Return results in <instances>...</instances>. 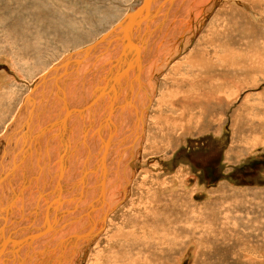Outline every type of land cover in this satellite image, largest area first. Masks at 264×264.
Listing matches in <instances>:
<instances>
[{"label":"rangeland","instance_id":"374dc122","mask_svg":"<svg viewBox=\"0 0 264 264\" xmlns=\"http://www.w3.org/2000/svg\"><path fill=\"white\" fill-rule=\"evenodd\" d=\"M29 1L28 4L27 0H0V160L3 154V148L6 146L3 135L11 130L12 125L14 126L16 123V116L21 115L22 112L26 110V103H24L26 102L25 99L28 97L32 87L37 83L42 74L47 72L53 65L65 59L69 54L74 57L72 53L92 41L95 42L101 35L110 31L119 21L137 8L142 0ZM175 1L176 0H164L166 3L160 6L159 12H164V15L165 13H169L168 10L170 11L172 8L173 12L169 14V16H171L168 21L172 18V20H174V17L176 20L180 17L181 19L179 20H181V22L179 23L178 20H174L175 23L171 22L170 30L168 31L166 28L168 32L162 34L161 37L158 33H163L165 26L163 29L161 28L162 31H160V27L156 26V21L160 23L159 20L161 18L159 20L155 19L152 21L155 25H153L154 23L151 25L152 22H150L151 27H157V30L152 27V36L147 35V38L142 37L145 38L144 44L141 43V39L139 38L140 48L142 45L145 47L141 49V51L144 52H140V48H138V57L140 58L143 54L144 56L148 54V59H146V61L143 60L144 62H142L141 67L144 72L146 71L147 73V70L149 72L143 74L144 78L141 77L142 79L137 75L139 79L137 82L148 79L150 82L152 81L153 87L151 88L147 84H142L141 88H138L137 91L140 95L142 93L144 94L143 87H145V85L149 86L147 88L150 89V95H148L147 100H142L140 106L134 107L139 109L140 112L147 108L143 116L144 134H142L140 138L142 139L140 145L137 146L136 143H133L130 149H122L121 157L114 161L113 166L109 159V161L104 162L103 166L110 165L106 168V175L109 180L115 177L116 172H119V175H122L124 178L126 177L124 174H127L128 178H131V182L129 180L127 187L122 185L124 195H121L120 199L117 201L119 207L108 217L110 220L107 221V223L109 222L107 229H111L108 234L104 233L101 238H99L98 241H101L99 248L104 246L102 241L104 240L103 236L105 234L109 236L110 233L112 235V233L115 234L125 229L130 232L134 230L136 233L135 235H140L136 238H130L129 240L134 241L143 237L141 241L147 244L151 242V244L155 245L153 247L155 248L154 250H156V236L152 237L148 232L154 230L156 233V227L158 225V223H156V215L158 212L156 207H158V203H154L156 205L155 207L154 204H147L149 205L147 209L140 207L132 210L129 207V205L131 206V200L141 199L142 196L145 198L143 199L144 202L147 203L151 201L152 198L147 196L153 191V193L158 195L161 194L160 197L162 196L161 208L168 207L170 228L173 229V233L171 231L170 235L177 234L182 226L185 227L192 222L195 223L196 220L191 218L195 211L199 212V214L204 213L205 219L200 223H202L205 231L202 232V234L207 236L202 238L201 236L191 237L190 235L181 234L179 239L176 240L173 235L174 238L171 239L169 243L176 247L175 252H171V254H169V252H164L153 255L156 256V264H168V262L169 264H200L203 259L205 260V264H264V233L262 234V231H264V118H262L264 117V115H262L264 114V68H262L263 71L259 73L258 82L252 84L254 86L245 83L243 84L245 86L241 85L238 89L234 88V93L231 94L232 96L230 99H227V101L230 100L228 104L212 105L211 108L208 106L205 110V115L202 111L193 109L191 111L193 113V125L190 124L184 127L182 132L175 133L176 136L173 138L170 145L162 143L164 146L161 144L159 149L156 147V151L149 154L145 152V142L147 136H149L148 126L152 123L154 119L153 116L156 115L157 98L163 89L164 77L166 73L169 72L170 66L184 61L186 56H190L195 52L199 46L198 43L201 42L209 26L220 21V19L218 22L216 20L220 18V12H222L224 8H237L248 15L241 14L242 17H246L249 21H253V24H256L257 19H260V17L256 18V16H258V13L255 12L256 10H246L241 5L233 4V0H188L189 2L187 1L186 6L182 4L186 0H180L177 2V7H173ZM257 1L261 6L260 0ZM41 3H44L42 4L44 6H40ZM240 3L242 4L243 2ZM22 5L27 9L32 6L30 9L31 11L29 10V12L27 11L25 13ZM44 7L45 12H42L41 10ZM184 8L186 10L184 14L187 15H183ZM174 9H177V11ZM154 10H152V12ZM207 10L208 12L206 13ZM249 11L256 14L254 18L251 17L252 14H248ZM159 12L158 14H160ZM84 18H86V20ZM187 20L190 21V24L192 23L190 31V27H186L188 25L186 23H189ZM71 25H74V27H71ZM175 25L177 28H175ZM143 26L140 28V32L141 35H146L143 33L144 31L142 32ZM75 27L77 28L72 30ZM147 28H149V26ZM256 28L264 29V20L260 25L257 24ZM172 29L173 31H171ZM154 30H156V32L159 31L157 37ZM137 33L138 31L134 32V36ZM170 33L172 35H170ZM158 37L159 39L161 37L160 42L162 46L159 42V46L156 45V47H154L156 41H159ZM148 44H150V46ZM113 49L117 50L115 51L116 53L119 51L120 53L122 52L119 43L115 44ZM148 49L151 50V52H149ZM248 49L253 50L254 46L253 48L248 47ZM259 50H262V48ZM115 52H110L108 58H112L116 54ZM249 52L252 60L256 58L254 52ZM252 60H250L251 65H258L256 63L257 60L255 61L256 64L254 60L253 62ZM103 61L104 60L98 62L100 63L97 66V69L100 71L97 72L99 73H104L105 71L104 66L101 68L102 65L106 64ZM140 63V60L138 63L134 62L133 66L136 67L134 69L139 68ZM149 66L152 67L150 68ZM77 69L78 68H75L74 71L70 69V72L72 71L71 73L69 72L71 76H73V73L75 74V72H78ZM134 69L132 68V73L135 74L136 71H134ZM143 70H141V72H143ZM82 72H85V70L82 69L80 73ZM69 73L64 77L69 76ZM99 73L94 80H97V77L100 76ZM252 74L254 75V71ZM128 78L130 80L131 76ZM53 79L54 78H51L50 80ZM76 84H78V82ZM125 84L127 83L125 82ZM125 84H123V86H125ZM65 85H68V83ZM129 88L131 90V86ZM40 89L41 87L39 90ZM124 89L126 92L122 93L121 96L130 92V90H126V87H124ZM7 92L8 95L6 94ZM235 92L237 93L236 95ZM81 94L82 92L80 90L77 94L78 97L74 95L79 99V96L81 98ZM251 95L254 96L252 97ZM245 97H247L249 100L247 102L253 107L252 114L258 116L253 123L255 124L254 126H241L235 119L237 117L239 120L241 116L251 108L249 105L246 110H243L244 112L240 110L241 105L246 101ZM119 98L120 97H117V99ZM147 101L149 105L146 104ZM37 105L40 106L39 103H37ZM121 106H123V103H120L119 108ZM123 107L125 108V106ZM20 108L24 110L22 109L21 111ZM122 109L123 108H120L119 111ZM48 112L51 114L52 111L48 109ZM43 116L44 115L41 117ZM44 118H48V116ZM250 128H252V133L246 138V134L250 132ZM130 144L131 142L128 143V145ZM132 150L134 156L131 155V157L129 156L126 159L127 151L130 153ZM130 158H134V160L132 159V162L130 161L129 163L130 165L134 164L132 171L131 167H129V171H125L124 169L121 171V167L125 163L124 159L128 161ZM259 160L261 162H259ZM97 164L98 168L101 169L102 163L100 160ZM249 171L253 172L254 175H252V173H247ZM245 173L247 174L242 176ZM234 174L237 176L240 175L241 178H236ZM142 178L147 180V188L139 192L137 189L141 187L139 183L142 181ZM177 200H181L182 203L180 201L177 203ZM183 208L190 209L192 215L186 217L189 211L177 213V211ZM126 209H131V211H127ZM89 214L90 213H88V215ZM133 216H136V218ZM79 217V219L75 220V224H80L82 219L88 220V217H84L83 212ZM206 220L208 222H206ZM82 222L84 223H82V225L88 227V222ZM69 223L70 221L66 223V226ZM105 228L106 225H104L103 231ZM55 231L56 229H54V232ZM105 232H107L106 229ZM17 234L18 231L13 228L7 232L5 238L15 239V237L17 238ZM43 237L44 238H38V241L36 240L37 238L35 239L36 241H33L32 248L30 247L31 250L29 249L31 252L28 251L24 258L26 263L28 262V264H30V259H40V254H49L57 247L58 240L56 238L46 239V235ZM42 239H45L46 243L43 244L42 241L44 240ZM203 239H206L207 242L200 243ZM34 242H38L37 244L41 245L38 246H43V249H40L41 251L35 249L34 251ZM51 244L55 246L53 247ZM65 244L66 243H63L62 245V243H59L60 246L62 245L61 247ZM48 245H51L53 250L50 248L51 246L49 247ZM83 245L84 243L80 244L81 247H84ZM198 245L203 247L201 251L204 252L198 251ZM66 246L69 248L67 244L64 246V249H61L64 254L61 255L60 258L64 256V261H61L60 264H68L67 257H71L68 253H65V250L68 249ZM92 248L94 250L91 256H93L95 250L99 249L98 247L97 249L95 245H93ZM10 249V251H12L15 247L10 246ZM84 250H81V253L79 252L80 258H82L79 264L89 263L85 262L86 259L85 261L83 259L86 255H89L91 248L89 251L83 253ZM9 254H11V252ZM5 255L6 252L4 255L2 254L0 260H2ZM9 257L10 255H6L4 264H20L23 255L20 254L17 256L16 253V256L7 261ZM56 257L53 256L52 260H50L48 256L49 264H53L52 262Z\"/></svg>","mask_w":264,"mask_h":264},{"label":"bare ground","instance_id":"6f19581e","mask_svg":"<svg viewBox=\"0 0 264 264\" xmlns=\"http://www.w3.org/2000/svg\"><path fill=\"white\" fill-rule=\"evenodd\" d=\"M178 1H180V0L175 1V5L173 7H177ZM187 1L188 0H186L182 4L184 6H186ZM29 2L30 1L27 0L28 4H29ZM142 2H143V0L140 2V4L137 6V8L140 5H142ZM240 2H243V3L241 4ZM260 2H261L262 7L260 6V3L257 0H233V4L235 3V5L236 4L241 5L246 10H249V9L251 11L256 10L255 12L258 13V16H256V18L260 17V19H257L256 24H253V21H249L248 18L242 17L241 14L243 12L238 10L237 8L236 9L228 8V7L226 9L224 8L222 10V12H220V14L222 16L220 15V18H218L216 20L218 22L220 19V21L218 23L213 22L214 24H211L212 26H209L208 31L203 35L201 42L198 43L199 46L197 47L195 52L190 56H186L184 58V61H181L179 63H176L175 65L170 66V68L168 70L169 72H167L166 76L164 77L163 89L161 90L159 97L157 98L156 115L153 116L154 119H153L152 123L149 124V126H148L149 136H147L146 142H145L146 154H149V153L156 151V147H157V149H159L160 145L162 143H167V145H170L173 138H175V136H176L175 133H179L180 131L182 132L184 127L192 124V122H193L192 121V114L193 113L191 111L193 109H195V110L198 109V110L202 111V113L205 115V110L208 106H210V108H211L212 105L216 106L218 104L219 105L224 104V103L228 104L230 102V100L227 101V99H230V97L232 96L231 94L234 93V91H233L234 88L238 89L241 85H243L245 83L247 85H252V84H256L258 82L259 73H261L263 71L262 68H264L263 67V64H264L263 63L264 62V39H263L264 38V29L263 28H260V29L256 28L257 24L260 25L261 22L264 20V0H260ZM159 3H161V4H159ZM164 3H166V2H164V0H154L152 5H151L150 11L156 9V12L157 11L159 12L160 6H162ZM42 4H44V3H41L40 6ZM194 4H195V1H194ZM30 5H32V4H30ZM42 6H44V5H42ZM22 7H23V5H22ZM31 7L32 6L28 7V9L26 7L25 8L23 7L24 12L25 13L27 11L29 12ZM137 8H135L133 10V12ZM162 10H163V8H162ZM162 10H160V11H162ZM174 10L177 11V9H174ZM41 11L45 12V7ZM185 11L186 10L184 8L183 15H187V14H184ZM168 12L169 13H165L164 15H163L164 12L163 13L159 12L160 14H158V16H159L158 20L160 18L161 19L159 20L160 23H158V21H156L157 22L156 26L160 27V29L161 28L163 29V27L165 26L164 27L165 29H163L164 30L163 33L162 32L158 33L159 31L156 32L157 27H153L154 29H156V30H154V32H156V37H157V33L159 36L161 35V37H162V34L167 33L170 30V27H171L170 23L171 22L175 23L174 22V20H176L175 17H174V20H172L173 19L172 18L170 21H168L170 19V16H171V15L169 16V14H171V12H173V9L171 8V10L170 11L168 10ZM207 12H208V10L206 11V13ZM161 13L163 16L161 15ZM243 14L246 15L245 13H243ZM248 14H252L251 17H253V18L256 15L250 11L248 12ZM41 15H42V13H41ZM246 16H248V15H246ZM54 19H56V18H54ZM84 19L86 20V18H84ZM179 19H181V18L178 17V19H177L178 22L180 23L181 20H179ZM153 20H155V19H153ZM187 21H189V20H187ZM118 23L113 28H115L118 25ZM153 23L154 22H152L151 25ZM184 23H186V22H184ZM186 24H188L186 26L187 28L190 27L189 28V31H190L191 27H192V23L190 24V21H189V23L187 22ZM143 25H142L143 26L142 32L145 29H148V30H146V33H144V32L143 33L146 35H151L152 27L150 26L149 28H147L146 27L147 22H144ZM153 25H155V23ZM71 27H74V25H71ZM76 28L77 27L73 28L72 30H74ZM166 28L168 29V31ZM175 28H177L176 25H175ZM162 29L160 31H162ZM171 31H173V29ZM63 32H65V31H63ZM118 33L119 32H116L115 33L116 36H113V37L118 36L119 38L114 39L111 43L108 44L109 48H112V52L117 51V50H115L116 48L113 49V47H111L113 45L115 46V44H118V43L120 44L123 42L122 44H124V46L121 48L124 49V47H125V43L122 39H120V36L118 35ZM170 35H172V34L170 33ZM161 37H160V39L158 37L159 41H156L154 47H156V45H158V43L161 41ZM53 38H54V36H53ZM133 38L136 39V40H134V43L136 41L137 47L133 48L130 53H128L129 50L127 51V57H126L127 60H129V59L131 60L132 56L134 54L138 55L139 50L137 48H140V39H141L142 44L145 43L144 42L145 39H143L142 37H139L140 39L139 38L137 39L133 35ZM148 40H149V37H148ZM148 45L150 46V44H148ZM160 45H161V42H160ZM101 46H102V44L99 45L96 50H99L100 49L99 47H101ZM253 46H254L253 50L248 49V47L253 48ZM144 47L145 46L142 45V47L140 48V52H144V51H141V49H144ZM261 48H262V50H259ZM136 49H137V51H136ZM105 51H107V50H105ZM135 51H136V53H135ZM249 51L255 53L256 58H253V60H254V63L256 60L258 62H260V63H258L256 61V63L258 65H251L250 64L251 63L250 60H252V58L250 56ZM149 52H151V50H149ZM111 54H113V53H111ZM79 56L80 55H78L77 58H79ZM147 56H148V54L146 56H144V54H143L142 59H139L141 62L139 65V68L134 69L136 67L133 66L134 65L133 59L131 61L132 63L125 64V68H123V69L127 68V70H129V75L126 74L125 79L123 81L126 83L127 82L130 83L129 84V86H131L130 92L128 94L126 93V95H124V96H121L123 93L121 89H124V87H126L127 84H125V86H123V81L120 80V82H118L116 95L114 97H112V95L109 92H107L104 95V97L101 99V100H103L104 98H106L108 96V99H104V101H103L105 103V105H107V107L104 108L105 107L104 105L101 106L100 109H99V107H97L96 111L101 113V119H100L99 115H96V119L97 120L100 119V121H98L99 125L97 123L98 126L96 125V129H93V131L91 132L92 136H94L96 134V132L101 136L105 135L106 133L109 135L111 134L112 137L114 138L115 142H113L110 139L111 135L109 137V140H111L112 143L108 142L107 141L108 139H106V138H105L106 140L103 138L102 142L101 141L99 142L100 139L96 141V139H98V136H97V138H94L96 143H97L96 147H95V151L99 147L100 148L98 149V152L96 154V164L94 163L95 164L94 169H91V170H89L90 168H88L89 167L88 162H89V160L90 161L94 160L93 159L94 149L91 148L93 146V145L91 146V144H94V142H92L90 140V138L92 137L90 133L85 132L83 134L81 131L80 134L77 136L78 129L77 130L75 129L72 131L71 137L67 136L68 138L70 137V139H68V141H67V138H66V142L64 141L65 136H64V140H63L62 136H60V135H57L54 137L51 136L52 139L49 141L50 136L48 137L47 134L45 133V131H42L41 129H39L40 132L38 134H36V133H34V128H33V126L36 127L35 129H37L39 126H42L41 125V121H43L42 119L45 116H48V118L52 116V114H49L48 109L51 110L52 112H54L55 110H53V109H54V107L56 108V106H58L59 109L62 108V109L67 110L69 113L71 112V114H67L65 119L59 120V124H61L63 127L65 126V130L68 129L67 127L70 124L69 119L71 118V115L73 113H78L79 115H81V118H79V119L77 118L73 122L74 126L80 122L83 123L82 115L85 113V111L88 108L82 112H79L78 109L76 111H73L70 108V104L76 105L79 102L75 95H77L80 90L83 94L88 93V91H86L85 87H84V84L86 81L84 80L85 82L82 85L78 81L79 79L77 80L74 77V74H73V76H71V74H70L72 72L71 71L69 73L70 75L68 77H62L59 81H53L51 84H47L45 86L41 85L37 82L39 85L36 87L34 85L32 87L28 97H26V99H25L26 102H24V103H26V108H30L29 110H33L32 112L35 113V111H36V113H37L39 111L40 116L38 117V115H32L30 112L26 111L28 114L30 113L32 115V117H38L36 119V120H38V122L37 121L33 122L30 120V122L28 121L27 123H25V122L21 123V128H22V130L25 131V132L23 131L24 133H26L27 131L29 133L33 132L31 135L33 137L34 142H36L37 139H39L41 142L43 140H45L48 142V149H53V150H50V152H49V155H48L49 161H47V159H45L46 161L43 160V162L40 165H34V166L31 165L32 167H34V169L32 170V173H31L34 176L29 177L31 180V184H32L31 186L32 187L40 186L41 177H39V175L44 172V164L47 165L46 163L50 162L51 158H55V154H58V152L56 153L57 148H58L59 153L61 150H64V151H62V152H64V155L61 154L62 152L59 154V163H60L59 170L61 169V162H62L64 165L63 168L65 170V175L62 177V179H63V181L65 180V182H66V183L64 182L65 185L63 184L59 189L62 190L63 192H67V194H69V192L73 193L74 190H79V192L81 190V193L76 192L75 196H77V197H75L74 202L73 201L68 202L67 200H64L62 202L61 199H57V201H54L53 203L52 202H46V205H44V207H42L41 203L44 202L42 199H45V201H46V196L41 194L36 199H34L33 196H31V195L33 193L35 194L36 190L31 191L30 194H28V195L26 192V191H28V188H26V191H25V189H23V190L19 189L18 192L15 191V187H16L15 185L17 183H19L20 177L26 176L25 174L20 175L18 177L14 175L15 177L13 179H9L7 176H5V178L0 177V244L2 243V241L7 239L5 237H6L7 232H9L10 229L14 228L15 230L18 231L17 238L15 237V239H17V240L11 239V238L7 239L10 241V243L4 247V254L6 252V255H11L9 253L10 252L12 253L15 251L14 256H16V253H17V256H19V251L22 248V246H26L25 248H28V249H30V247L32 248L33 242L30 239V237L37 233V232L35 233V230L37 229L35 227H38L39 225H41L39 223V218H41V217H39V215H42V214H44L46 216V221L47 222L49 221V224H50V222L52 224L54 223L53 227H55L54 229H56V231L54 232V230H53V232L48 233L45 237L46 239H48V238H54L55 239L56 238L58 240L57 247L54 250H56L58 253V251H61L62 248L64 249L65 248L64 246L68 244L69 248L66 246L68 249L65 250L66 251L65 253H68L69 255L72 253L71 257L70 256L67 257V263L68 264H79L80 259H82V258H80L79 252L81 253V250H84L88 246L89 247L86 248L83 253L89 251L90 248H91V251H89V255L88 256L86 255L87 257L85 256L83 260L85 261V259H86L85 262H89L91 264H156V262H157L156 256H153V255H158L159 253H164V252L165 253L169 252V254H171V252H175L176 247H174V245H171L169 243V241L174 238L173 235L175 236L176 240L179 239L181 234L190 235L191 237H199V236H201L202 238L207 237L204 234H202V232H205V231H204V228L202 226V223H200L201 221H203V219H205L204 213L199 214V212H195V211L193 213V216H191L192 219L196 220L195 223L192 222L190 225H186L185 227L182 226V228L180 229V231L177 234L170 235L171 231L173 233V229L170 228V216H169L168 207L161 208V206H162L161 205L162 204L161 203L162 196L160 197L161 194L158 195L156 193H153V191H151L149 193V195L147 196L149 198H152V200L150 199L151 201L146 203L143 201V199H145L144 196H142L141 199L138 197L140 200L139 199L138 200H131L130 201L131 206L129 205V207L132 210H135L136 208H140V207H142L143 209H145V208L147 209V207L149 206L147 204L158 203V207H156V209L158 210L157 215H156V221H157L156 223H158V225L156 227V233L154 230H151L148 232V234H150L152 237L156 236V250H154L155 248L153 247L155 245L151 244V242H150V244H147V243L141 241V239L143 237L139 238L138 240H134V241L129 240L130 238H136L140 235H135L136 233L134 230L130 232V231H126L125 229H122V230L116 232L115 234L112 233V235L110 233L109 236L108 235L106 236V234H105L103 236L104 240L102 241L104 246L99 248L101 245V241H98L99 238H101V236L104 233L108 234L109 230L111 229V228H109V230L107 229V226L109 224V222L107 223V221L110 220V219H108V217L112 214V212L115 211V209H117V207H119L117 204V201L120 199L121 195H124V192L122 190V185L127 187L128 182L131 179V178L130 179L128 178L127 174H124V176L126 175V177L124 178L122 175L121 176L119 175L120 174L119 172H116L115 177H112L111 180H109L107 178V175L105 176V174L103 172V168L106 169L110 165H108V166H103V165H104L105 161L107 162L110 160L111 165L113 166L114 161H116L118 158L121 157V154H122L121 150L122 149L123 150H126V148L130 149L131 146L133 145V143H136L137 146H139L141 143L142 139H140V138H141L142 134H144L143 133L144 132V128H143L144 118H143V116H144V113L147 110V108H145L144 111L140 112L139 109H136L134 107H136L138 105L140 106L142 100H147L148 95H150V92H149L150 89H148L147 87H149V86L151 88L153 87L152 81L150 82V80H148V79L137 82V80H139L138 79L139 76L141 78L142 77L141 75L147 74L149 72L148 70H147V73H146V71L144 72L143 68L141 67L143 60L146 61V59H148ZM106 57H107V55H106ZM118 57H119V55H118ZM79 59H81V58H79ZM253 60H252V62H253ZM82 61H83V59L81 60V63H82ZM87 63H89V62H87ZM82 64H84V63H82ZM89 65H90V63H89ZM95 65H96V63H95ZM116 65H117V63H116ZM71 66H72V64L69 63L68 69L72 70L73 66H72V68H71ZM105 66H106V64H105ZM129 66H130V68H129ZM259 66H261V67H259ZM82 67L84 68V66H82ZM91 68H92V66H91ZM91 68H90V70H91ZM132 68L134 69V71H136L135 74L132 73ZM140 68H141V70H143L144 73L141 72ZM116 69H118V67L112 68L111 75H112V73H113V75L111 77V81L108 80V82L111 84H112V82H114L116 80L115 75L119 72V70L116 71ZM84 70H85V72L88 71L89 67L86 66ZM114 71L117 73L114 74L115 73ZM253 71H254V75L252 74ZM99 72H97L96 74H94V71H92V73L91 72H89V73L92 74V76L96 78V75ZM77 73L78 72H76V74ZM44 74L45 73H43L42 76ZM99 74H100V76H98L97 79L104 75V74L102 75V73H99ZM132 75L135 77L132 80L134 83H136V85H134V83H132V81L129 82V80H128V77L132 76ZM137 75H138V77H137ZM92 76L90 75V77H92ZM106 76H105V78H106ZM46 78H48V76ZM77 82H78V84H76ZM47 83H48V81H47ZM64 83L65 84L68 83V85H65ZM103 83H104V81H103ZM142 84H147L149 86L145 85V87H143L144 91L141 89L145 95L143 93H142L143 95L142 94L138 95L137 90H138V88H141ZM96 85L98 86V84H96ZM100 85H102V83ZM243 86H245V85H243ZM252 86H254V85H252ZM40 87H41V89L39 90ZM86 87H88V86H86ZM95 88L97 89V87H95ZM98 89L100 91V89H102V88L98 87ZM92 90H93V88H92ZM239 90H241V89H239ZM6 94L8 95V92ZM95 94H97V93H95ZM236 94L237 93L235 92V95ZM81 96H82V94H81ZM85 96L86 95H83V97L81 99L83 101H80L78 103L80 108H82V107L85 108L86 105H88L87 103L82 104V102H85V100H86ZM37 97H39V98H37ZM77 97H78V95H77ZM117 97H120L119 98L120 101L122 100L123 106H125V108L123 106L120 107V108H123L121 111H119L120 101H119V99L118 100L116 99ZM245 98H246V101L243 102L244 104L241 105V107H240V110H242V111L244 109L246 110L247 106L250 105V103L247 102V101H249L247 99V97H245ZM79 99H80V96H79ZM110 99H111V101L109 102ZM4 100H6V99H4ZM128 100H129V104H128ZM224 101H226V102H224ZM49 102H50V104H49ZM98 102H96L97 105H98ZM37 103H39L40 106L37 105ZM95 104H92L91 107L94 106ZM111 104L113 105V109L115 108L114 111L116 113L114 114V119L112 120L113 128L110 132H107V128L104 130V129H102L101 126L104 123V121L107 119L106 117H108V115H109V111H110L109 109H112ZM143 104H144V102H143ZM146 104L149 105L148 101L146 102ZM23 105H25V104H23ZM251 106L252 105H250V107ZM20 109L22 111L23 108H20ZM93 110H94V108H93ZM195 110H194V112H195ZM252 110H253V107L249 108L248 111L245 112V114L242 115L239 120L237 119V117L235 118L241 126L242 125H246V126H249V125L254 126L255 125L253 123H254L256 117H258V116L253 115ZM200 111H199V113H200ZM24 115H25L24 111L22 112L21 115H17L16 116L17 117L16 123L14 124V126L12 125L11 130L6 132L5 135H3L4 139H5L4 142H5L6 146H4L3 151H2L3 154H2V157L0 160L1 162L4 161L5 157L7 156V153L10 152V149L12 148V147H10L11 143L15 142L13 139H16L15 134L20 133V137L17 140L18 141L22 140L21 136L23 134H22L21 128H20V121L27 119V116H24ZM42 115H44V116L41 117ZM194 115H195V113H194ZM262 115H264V114H262ZM68 116H70V117H68ZM72 118H73V116H72ZM262 118H264V117H262ZM141 119H143V120H141ZM66 120H68V121L66 122ZM73 120H74V118H73ZM100 124H101V126H100ZM237 125H238V123H237ZM44 126H45V124H44ZM49 126H51V125H49ZM99 127H101V128H99ZM46 128H47V126H46ZM85 128H87V127L85 126ZM251 131H252V128H250V132H247L246 138L250 135V133H252ZM81 135H82V137H81ZM243 135H244V133H243ZM105 136H103V137H105ZM254 136H256V135H254ZM94 137H96V136H94ZM106 137H108V136H106ZM252 138H253V136H252ZM24 141L25 140L21 141V142H23V145L26 144ZM89 141H91V142L89 143ZM56 142L60 143L59 147H57V148L54 147V146H57L56 144H54ZM106 142L108 143L107 145H106ZM129 142H131L130 145H128ZM29 144H30V142H29ZM109 144H110V146H109ZM18 145L20 146L21 144H17V146ZM100 145H102V146H100ZM162 145L164 146V144H162ZM69 147L72 149H70ZM105 148H108V150H109L107 153L106 159L103 157V153H104ZM11 152H10V154H11ZM43 152H45V151H43ZM87 152H88V157H85L87 155ZM12 153H14V151ZM131 155L134 156L133 150L130 153H129V151H127L126 159L129 156L131 157ZM75 157L78 158V160L76 159L77 161L74 160ZM84 158H85V161H84ZM132 159L134 160V158H130L128 161H126L124 159L125 163L121 167V171H122V169H124L125 171L126 170L129 171V167H131V171H132V167H134V164H132V165L129 164ZM99 160L102 163L101 169L98 168V164H97ZM56 162H57V160H54L53 163L51 162V164H48L47 168L52 170V168L56 165ZM89 163L91 164V162H89ZM92 164H93V161H92ZM5 167L2 166V167H0V169L2 168L5 171V169H6ZM90 167H92V166H90ZM80 169L81 170L83 169V170L81 171ZM18 172H20V171H18ZM21 173H22V171H21ZM78 173L81 174V178L79 177L80 183L77 184V182H75V181L71 182L72 180L70 181L69 179H74L75 177H77ZM93 173H95L94 176L90 175ZM106 173H107V171H106ZM122 173H124V172H122ZM12 174H13V172H12ZM89 175H90V177H89ZM86 176L89 177L90 181L88 180V177L86 178ZM67 177H68V179L66 180ZM146 181L147 180L145 178H142V181L139 183V186H141V187L139 189H137L139 192L141 190H144V188H147L146 187L147 186ZM24 182H25V180H24ZM130 182H131V180H130ZM88 183H89V185H88ZM103 186H104V189H103ZM28 187H30V185ZM32 187H30V188H32ZM73 194H75V193H73ZM71 197H72V195H71ZM178 201H180L182 203L181 200H177V203H178ZM64 204H65V208L62 209L61 206L63 205V207H64ZM24 205H26L28 210L24 207ZM155 206L156 205L154 204V207ZM13 208L17 211L16 213L18 214V217H15V218H13V216L11 217L12 212H14L13 215L15 214V210ZM131 209H128V210L126 209V210L131 211ZM192 210H194V209H192ZM186 211H189V214L186 215V217H188L189 215H192L191 210L188 208L180 209V211H177V213L178 212L185 213ZM82 212H83L85 218L88 217V220L82 219V221L88 222V227L85 225H82V223H83L82 221H80V224H75V220L80 218L79 215ZM88 213H90V214L88 215ZM136 214H138V213H136ZM133 217L136 218V216H133ZM41 219H43V218H41ZM186 219H188V218H186ZM69 221H70V223L67 224V226H66V223H68ZM206 222H208V221L206 220ZM104 225H106L105 229L107 232H105V229L103 231ZM126 225H128V224H126ZM41 228H42V226H41ZM38 230H37L38 233H40L42 231V230H40V228ZM32 231H34V232H32ZM26 232H27V234L25 235ZM144 232H145V230H144ZM256 233H257V231H256ZM263 233H264V231H262V234ZM9 235H12V234H9ZM41 238H44V237H41ZM36 240L38 241V239H36ZM42 240L45 241V239H42ZM20 241H25L26 243L19 244ZM204 242H207L206 239L205 240L203 239L202 241H200V243H204ZM53 243H54V241H53ZM56 243H57V241H56ZM59 243H62V245H63V243H66V244L63 247H61L62 245L60 246ZM69 243H70V245H69ZM83 243H84L83 246L85 248L80 246V244H83ZM93 245H95L96 248L98 247L99 249L97 248L98 250H95V252L93 253V256H91L92 252L94 250L92 248ZM10 246L15 247V249L10 251L11 250ZM39 246H41V245H39ZM52 246L50 248H52ZM204 246H206V245H204ZM198 247H199L198 248L199 252H204V251H201L203 248L201 245H198ZM25 248H24V250H25ZM33 250L35 251V248ZM52 250H53V248H52ZM22 251H23V249H22ZM51 253H49V254H51ZM63 254H64V252L61 253V255H63ZM6 255L3 257L2 260H0V264H4V259L6 258ZM61 255H57V257L55 256L56 258H54V261L52 263L53 264H60L61 261H64V256H62L60 258ZM143 255H145V256H143ZM25 256H26V254H25ZM25 256L23 255V257L21 259L22 262L20 264H28V262L26 263V260H24ZM1 257H2V255H0V259H1ZM166 257H165V259H166ZM32 263H34V262L32 261ZM50 263H51V261H50ZM48 264H49V260H48ZM168 264H169V262H168ZM200 264H205V260L204 259L201 260Z\"/></svg>","mask_w":264,"mask_h":264},{"label":"crops","instance_id":"0c3cea01","mask_svg":"<svg viewBox=\"0 0 264 264\" xmlns=\"http://www.w3.org/2000/svg\"><path fill=\"white\" fill-rule=\"evenodd\" d=\"M158 14H157V16H156V20L158 19ZM157 23V22H156ZM153 27V26H152ZM144 33H146V29L144 30ZM143 39H145V38H143ZM95 41V40H94ZM93 43V41L91 42V43H88L87 45H85V46H83V47H87V46H89V45H91ZM123 43V42H122ZM122 43H120L121 45H120V50H124L123 48H121V47H123L124 46V44H122ZM107 45H106V43L105 44H102V46L101 47H99L100 49L99 50H94V51H92L91 53H90V55H89V57H82L83 55H80L79 56V58H83V62L82 63H84V64H80L78 67H75V66H73V68H72V66H71V68L74 70L75 68H78L77 70H78V73L76 74V72H75V74H74V77L77 79H79L78 81L83 85L84 84V82H85V84H84V87H85V90L86 91H88V93H86V94H83L82 93V96H81V98L80 99H78V101L80 102V101H83V100H81L82 99V97H83V95H86L85 96V102H82V104L83 103H87L88 105H90L91 103H93V101H94V99L97 97V94H95V93H98L97 91H99V89H98V87L99 88H105L106 87V85H107V83H108V80H109V78H108V75H110V73L112 72V68H117L118 67V64L115 66L114 64H113V62L116 60V58L118 57V55L120 56L121 55V53H120V51L118 52V54L116 53L112 58H108L109 57V53L110 52H112V48H109V49H107V51H105L106 49H105V47H106ZM114 46V45H113ZM113 46H111V47H113ZM83 47H81V48H83ZM111 49V50H110ZM138 49V48H137ZM105 51V52H104ZM109 51V52H108ZM97 52V53H96ZM102 54V55H101ZM106 55H107V57H106ZM117 55V56H116ZM99 56V57H98ZM77 57V56H76ZM88 58V59H87ZM105 60L104 61V63H106V66H105V64L104 65H102L101 66V68L104 66L105 67V71H104V73H102V75L103 76H101L100 78H98L97 80H94L95 79V77H93L92 76V74H90L89 72H91L92 73V71H94V74H96L97 72L96 71H98V69H97V66H98V64H100V63H97V62H99L100 60ZM130 60V59H129ZM94 61V62H93ZM87 62H89L90 63V65H89V63H87ZM108 62V63H107ZM126 62H127V60H126ZM138 63V60L134 57L133 58V63ZM144 62V61H143ZM93 63V64H92ZM95 63H97V65H95ZM112 63V64H111ZM86 64V65H85ZM92 64V65H91ZM108 64V65H107ZM89 65V66H88ZM82 66H84V68L82 67ZM89 67V70L88 71H86V72H82V73H80V71L82 70V68L83 69H85V67ZM91 66H92V68H91ZM115 66V67H114ZM79 68H81L80 70H79ZM90 68H91V70H90ZM96 68V69H95ZM116 71H118V69H116ZM59 72V73H58ZM115 72V71H114ZM127 72H128V74H129V70H127ZM138 72V71H137ZM117 72H115L114 74H116ZM144 73V72H143ZM63 74V69L61 70H59V71H57V72H55V74L54 73H52L51 75H49L48 76V83H46V85L47 84H51L53 81H59L62 77H64V75H62ZM88 74H90L92 77H90V75H88ZM67 74H65V76H66ZM84 75V76H83ZM107 75V76H106ZM112 75H113V73H112ZM87 76H88V78H87ZM105 76H106V78H105ZM57 77H59V78H57ZM68 77V76H67ZM80 77V78H79ZM90 77V78H89ZM142 77L144 78V76L142 75ZM51 78H54L53 80H51V81H49ZM57 78V79H56ZM133 78H135L133 75L131 76V80H129V78H128V80H129V82H131L132 81V83H134L133 82ZM93 79V80H92ZM125 79V76L124 77H122L120 80L121 81H123ZM83 80V81H82ZM85 80V81H84ZM103 81H104V83H103ZM102 83V85H100V84ZM96 84H98V86L96 85ZM123 84H125V82L123 81ZM129 84L130 83H128L127 82V85H126V90L128 91V90H130V86H129ZM88 86V87H86V86ZM134 85H136V83H134ZM90 86V87H89ZM95 87H97V89L95 88ZM87 88V89H86ZM92 88H93V90H92ZM120 88V87H119ZM102 89H100V90H102ZM96 90V91H95ZM120 90V89H119ZM122 90V92L124 93V92H126L125 91V89H121ZM134 90V89H133ZM138 91V90H137ZM138 95H140L139 93H138ZM92 98H91V97ZM104 99H108V96L106 97V98H104ZM104 99L103 100H99V102H98V105H97V103L94 105V106H92V107H90L89 109H87L86 111H85V113L82 115V118H83V123L82 122H80V123H78V124H76L75 126H74V124H73V122L75 121V119H79V118H81V115H79L78 113H73L72 115H71V118L69 119V125H68V129L67 130H65V126L63 127L61 124H59V120L60 119H65V117L67 116V110H65V109H62V108H60L59 109V107L58 106H56V108L54 107V112H51V114H52V116L51 117H49V118H43L42 120L43 121H41V125L42 126H39L37 129H35L36 127L35 126H33V128H34V133H36V134H38L39 132H40V130L39 129H41L42 131H45V133L47 134V136L49 137V141L52 139V137H54V136H57V135H60V136H62V138H63V140H64V136H65V142H66V138H67V141H68V139H70V137H71V133H72V131L73 130H77L78 129V131H77V136L80 134V132L82 131V133L84 134L85 132L87 133H90L91 134V132L93 131V129H96V125H97V123H98V121H100V119H101V113L100 112H97L96 110H97V107H99V109H100V107L101 106H105L104 108H106L107 107V105H105V103L103 102L104 101ZM117 99V98H116ZM118 100V99H117ZM106 101V100H105ZM111 101V99L109 100V102ZM119 101H120V99H119ZM78 102V103H79ZM70 104V108L73 110V111H76L77 109H79L80 107H79V104ZM100 103V104H99ZM102 103V104H101ZM120 103H123V101L121 100L120 101ZM81 104V105H82ZM80 105V106H81ZM87 106V105H86ZM92 108V109H91ZM93 108H94V110H93ZM111 108L112 109H109L110 111H109V115H108V117H106L107 119L104 121V123L102 124V126H101V124H100V126L102 127V129H106L107 128V132H110L111 130H112V128H113V123H112V120L114 119V114L116 113L115 111H114V109H113V105L111 104ZM30 108H26V110H24V116H27V119L26 120H23V121H20V128H21V123H27L28 121L30 122V120L31 121H33V122H35V121H37L38 122V120H36L39 116H40V112L38 111L37 113H36V111H35V113L34 112H32L33 110H29ZM91 109V110H90ZM30 112L32 115H38V117H32V115L29 113H27V112ZM97 112V113H96ZM60 113V114H59ZM70 114H71V112H70ZM61 115V116H60ZM96 115H99L100 116V119L99 120H97L96 119ZM30 116V117H29ZM72 116H73V118H74V120H73V118H72ZM69 117V116H68ZM29 118V119H28ZM35 118V119H34ZM59 118V119H58ZM46 119V120H45ZM91 119V120H90ZM71 120V121H70ZM47 121V122H46ZM68 120H66V122H67ZM96 121V122H95ZM92 122V123H91ZM83 125H82V124ZM44 124H45V126H44ZM87 124V125H86ZM93 124V125H92ZM40 125V124H39ZM49 125H51V126H49ZM81 125V126H80ZM98 125H99V123H98ZM97 125V126H98ZM118 125V124H117ZM46 126H47V128H46ZM70 126V127H69ZM85 126L87 127V128H85ZM119 126V125H118ZM55 127V128H54ZM91 127V128H90ZM101 127H99V128H101ZM121 127V126H120ZM86 130V131H85ZM24 130H22V128H21V132H22V136H21V138H22V140H25L24 142L26 143V144H24L23 145V142H21L22 140H17L19 137H20V133H18V134H15V136H16V139H13L15 142H12L11 143V146L10 147H12L11 149H10V152L12 151H14V153H12L11 152V154H10V152L9 153H7V156L5 157V159H4V161H0V167H2V166H6L5 168V171L1 168L0 169V177H4L5 178V176H7L9 179H13L15 176H20V175H23V174H25L26 176H23V177H20V179H19V183H17L15 186V191H19V189L21 190H23V189H25V191H26V188H28V191H26L27 192V195L28 194H30V192L31 191H35V194L33 193L31 196H33V198L34 199H36L39 195H44V196H46V201H45V199H42L44 202L43 203H41V206L42 207H44V205H46V202H54V201H57V199H61L62 200V202L64 201V200H67L68 202H71V201H75V197H77V196H75L76 195V192L77 193H81V190H80V192H79V190H74L73 191V193H75V194H73L72 192H69V194H67V192H63L62 190H60L59 188L64 184L65 185V180L63 181V179H62V177L65 175V170H64V165H63V163L61 162V169L59 170V167H60V163H59V154L62 152V151H64V150H61L60 151V153H59V149L57 148V147H59V144L60 143H54V144H56L57 146H54V147H56L57 148V151H56V153L58 152V154H55V158H51L50 159V162H48V163H46L47 165H45L44 164V172L42 173V174H40L39 175V177H41V182H40V186H38V187H32L31 185V180H30V178L29 177H32V176H34V175H32L31 173H32V170L34 169V167H32L31 165H40L42 162H43V160H45V159H47V161H49L48 160V155H49V152H50V150H53V149H48V142L47 141H45V140H43L42 142L39 140V139H37V141L36 142H34L33 141V137H32V133H29L28 131L26 132V133H24L23 132ZM104 132V131H103ZM51 133V134H50ZM53 133V134H52ZM82 134V135H83ZM97 134V135H96ZM96 134L94 135V136H96V137H94V136H92V134H91V138H90V140L92 141V142H94V144H91V148L92 149H94V153H93V159L94 160H89V162H91V164L88 162V164H89V167L88 168H90L89 170H91V169H94V166H95V164H96V154H97V152H98V149L100 148H98V149H96V151H95V147H96V141L97 140H99V142L101 141L102 142V140H103V138L105 139H108L107 141L108 142H110V143H112V141L113 142H115L114 141V138L112 137V135H111V140H109V137H110V135L109 134H105L106 136H108V137H106L105 135H103V136H105V137H103V136H101V135H99L97 132H96ZM82 135H81V137H82ZM52 136V137H51ZM67 136H70L69 138L67 137ZM97 136H98V139H96V141H95V139L94 138H97ZM105 139V140H106ZM91 141H89V143L91 142ZM17 142V143H16ZM21 142V143H20ZM29 142H30V144H29ZM40 142V143H39ZM17 144H21L20 146L18 145L17 146ZM108 143L106 142V145H107ZM76 146V145H75ZM100 146H102V145H100ZM109 146H110V144H109ZM108 146V147H109ZM112 147V146H111ZM45 148V149H44ZM70 148V147H69ZM19 149V150H18ZM35 149V150H34ZM43 149V150H42ZM70 149H72V148H70ZM17 150V151H16ZM29 150V151H28ZM43 151H45V152H43ZM24 152V153H23ZM43 152V153H42ZM22 153V154H21ZM35 153V154H34ZM37 153V154H36ZM62 155H64V152H62L61 153ZM57 155V156H56ZM61 155V156H62ZM54 157V156H53ZM85 157H88V152H87V155L85 156ZM36 158V159H35ZM40 158V159H39ZM44 158V159H43ZM61 158V157H60ZM90 158V157H89ZM88 158V159H89ZM78 160V158L77 157H75L74 158V160ZM7 160V161H6ZM12 160V161H11ZM17 162H16V161ZM41 160V161H40ZM54 160H57V162H56V165L52 168V170H50V169H48L47 168V166H48V164H51V162L53 163V161ZM76 160V161H77ZM30 161V162H29ZM46 161V160H45ZM84 161H85V158H84ZM92 161H93V164H92ZM11 162V163H10ZM24 163V164H23ZM71 163V162H70ZM95 163V164H94ZM5 164V165H4ZM11 165V166H10ZM90 166H92V167H90ZM8 167V168H7ZM17 167V168H16ZM19 168V169H18ZM25 168V169H24ZM27 169V170H26ZM26 170V171H25ZM81 170V169H80ZM79 170V171H80ZM83 170V169H82ZM81 170V171H82ZM15 171V172H14ZM18 171H20V172H18ZM21 171H22V173H21ZM55 171V172H54ZM4 172V173H3ZM12 172H13V174H12ZM8 173V174H7ZM19 173V174H18ZM45 173V174H44ZM92 173V172H91ZM51 174V175H50ZM69 174V173H68ZM15 175V176H14ZM90 175H92V176H94L95 175V173H93V174H90ZM90 175H89V177H90ZM28 177V178H27ZM49 177V178H48ZM81 178V174H79L78 173V175H77V177H75L74 179H69L71 182H77V184H79L80 183V178ZM88 176H86V178H87ZM89 177H88V180L90 181V179H89ZM27 178V179H26ZM45 179V180H44ZM68 179V177L66 178V180ZM79 181H78V180ZM24 180H25V182H24ZM65 182V183H64ZM22 183V184H21ZM51 183V184H50ZM30 185V187H32V188H30V187H28ZM54 185V186H53ZM53 186V187H52ZM23 187V188H22ZM36 188V189H35ZM46 191V192H45ZM37 193V194H36ZM62 193V194H61ZM64 193V194H63ZM66 193V194H65ZM58 194V195H57ZM61 195V196H60ZM71 195H72V197H71ZM58 196V197H57ZM63 196V197H62ZM80 196V195H79ZM65 197V198H64ZM12 200V199H11ZM42 202V201H41ZM61 202V203H62ZM67 202V203H68ZM59 205V204H58ZM24 207L27 209V207H26V205H24ZM61 208L63 209V208H65V204H64V207H63V205L61 206ZM14 209V208H13ZM15 210V209H14ZM28 210V209H27ZM26 210V211H27ZM17 211L15 210V214L13 215V213L14 212H12V214H11V217L13 216V218H15V217H18V214L16 213ZM17 215V216H16ZM44 216V217H43ZM39 217H41V218H43V219H41V218H39V223L41 224V225H39L38 227H35V228H37L36 230H35V233L37 232L38 233V229L40 228V230H43V229H45V228H47V227H49V226H53L54 224H52L51 222H50V224H49V221L47 222L46 221V216L44 215V214H42V215H39ZM41 219V220H40ZM46 222H45V221ZM47 223V224H46ZM13 225V224H12ZM49 225V226H48ZM41 226H42V228H41ZM38 230V231H37ZM32 232H34V231H32ZM27 234V232L25 233V235ZM43 243H46V240L45 241H42ZM24 244V243H23ZM78 245V244H77ZM34 246H35V249L37 250V251H39L40 249H43V247L41 248V247H38V244L36 243V242H34ZM24 248L25 247H22L21 249H20V251H19V255L20 254H22V255H24L25 256V254L27 253V251H29V249L28 248H25V250H24ZM22 249H23V252H22ZM27 249V250H26ZM56 250H54V251H52V253L51 254H45V255H43V254H40V259H38V260H31L30 261V264L32 263V261L34 262L33 264H47V262H48V256H49V259L50 260H52V258H53V256H57V255H61V253H62V251H58V253H57V251L55 252ZM21 252V253H20ZM60 253V254H59ZM70 255H72V253L70 254ZM12 257H14V255H12V253H11V255H10V257L8 258V261L10 260V258H12ZM43 257V258H42Z\"/></svg>","mask_w":264,"mask_h":264},{"label":"water","instance_id":"95a60500","mask_svg":"<svg viewBox=\"0 0 264 264\" xmlns=\"http://www.w3.org/2000/svg\"><path fill=\"white\" fill-rule=\"evenodd\" d=\"M154 0H143L142 5H140L134 12H130L128 16L124 17L121 21H119L118 25L113 28L111 31L104 33L103 35H101L100 38H98L94 43H92L91 45L87 46V47H83L79 50H77L76 52H74V57L72 55H68L64 60H62L61 62H59L56 65H53L47 72H45V74L37 81L39 84L41 85H46L48 78H46L47 76L51 75L52 73L57 72L59 69H63V74H68L70 72V69H68V65L69 63L72 64V66L78 67L81 64V59L77 58L76 56L78 55H83V57H88L90 55V53L94 50L97 49V47L101 44H105L106 43V47L105 49L107 50L109 48V43H111L114 39H118L119 37H113L116 36L115 33L119 32L118 35L120 36V39H122L125 43V47L124 50L122 51L121 55L119 57L116 58V60L113 62V64L115 65L116 63L119 65L118 66V70L119 72L115 75L116 80L114 82L111 83H107L106 87L103 88L102 90L98 91L97 93V97L94 99L93 103H91L90 105H87L85 108H79L78 111L82 112L85 109H89L91 107L92 104L98 102L100 99H102L104 97V95L107 92H110V94L112 95V97H114L116 95V90H117V86H118V82H120V79L124 76H126V74H128L127 68H125V64H129L132 63V59L135 57L138 61L139 59V54L138 55H133L131 60H127V51L128 53H130L132 51L133 48H136V41L134 43V39L133 35L134 32L138 31V35L136 34L135 37L138 39L139 37H146L147 35H141L140 33V27L142 24H144V22H147V27H150V22L153 19H156L157 16V12L155 11H150L151 5L153 3ZM148 30V29H146ZM112 36V37H111ZM108 42V43H107ZM134 43V44H133ZM127 49V50H126ZM137 51V49H136ZM135 51V53H136ZM133 54V53H132ZM139 59H138V58ZM71 60V61H70ZM127 60V62H126ZM131 66V65H130ZM129 66V68H130ZM69 71V72H68ZM125 71V72H124ZM111 73L110 75H108L109 81L111 80ZM59 78V77H57ZM36 83L35 87L38 86L39 84ZM67 114H70L69 112H67ZM108 148H105L104 153H103V157L106 159L107 153H108ZM105 161V160H104ZM93 171V170H92ZM103 172L106 175V169L103 168ZM104 189V186H103ZM55 227L53 226H49L45 229H43L40 233H36L34 235H32L30 237V239L32 240V242L37 238L43 237L44 235H47V233H50L54 230ZM10 241L5 239L4 241H2V243L0 244V255L4 254V247L9 244ZM23 244L26 243L25 241H20L19 244ZM17 251V250H16ZM12 255H15V251L12 252ZM7 260V259H6ZM32 259H30L31 261ZM8 261V260H7Z\"/></svg>","mask_w":264,"mask_h":264},{"label":"flooded vegetation","instance_id":"af4514ba","mask_svg":"<svg viewBox=\"0 0 264 264\" xmlns=\"http://www.w3.org/2000/svg\"><path fill=\"white\" fill-rule=\"evenodd\" d=\"M259 162H261V161L259 160ZM247 173H252V175H254L253 172H251V171H249V172H247ZM247 173L243 174L242 176H245ZM257 173H258V171H257ZM252 175H250V176H252ZM234 176H235L236 178H238V179H239V177H240V175L237 176L236 174H234ZM240 178H241V177H240ZM247 180H248V179H247ZM247 180H246V181H247Z\"/></svg>","mask_w":264,"mask_h":264}]
</instances>
